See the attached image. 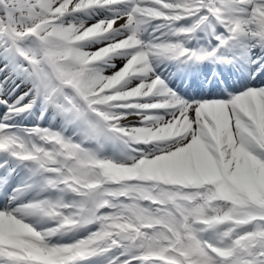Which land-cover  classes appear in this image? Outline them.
Masks as SVG:
<instances>
[{"label":"snow or ice","instance_id":"1","mask_svg":"<svg viewBox=\"0 0 264 264\" xmlns=\"http://www.w3.org/2000/svg\"><path fill=\"white\" fill-rule=\"evenodd\" d=\"M204 26L219 41L211 51L170 42ZM0 45L31 83L12 100L16 89L0 81V157L15 161H0V192L21 165L30 173L0 206V264H264V56L253 59L264 50V0H0ZM232 48L234 57L221 53ZM165 55L236 59L256 84L226 102L190 103L154 73L150 58ZM117 59L123 66L105 75ZM38 102L132 154L102 159L39 125L22 137L9 121ZM33 188L61 196L17 203ZM33 216L56 226L38 230ZM90 225L71 244L51 239Z\"/></svg>","mask_w":264,"mask_h":264},{"label":"bare ground","instance_id":"2","mask_svg":"<svg viewBox=\"0 0 264 264\" xmlns=\"http://www.w3.org/2000/svg\"><path fill=\"white\" fill-rule=\"evenodd\" d=\"M101 15L107 16V14H101ZM93 22H94V20H89V23H93ZM159 23H160V22L157 21V25H158ZM152 41H153V40H152ZM152 41H151V42H152ZM100 46H101V45L98 44V45L92 47V49H90L89 51L94 50L95 48L100 47ZM113 62L116 63L117 67H116L115 69H114V68H110L109 71H108V73H105V75H109V74L115 72L116 70H118L119 68H121V67L123 66V64H124V61H123L122 59H117V60H114ZM10 83H11V81L9 82V84H10ZM134 122H138V121H134Z\"/></svg>","mask_w":264,"mask_h":264},{"label":"rangeland","instance_id":"3","mask_svg":"<svg viewBox=\"0 0 264 264\" xmlns=\"http://www.w3.org/2000/svg\"><path fill=\"white\" fill-rule=\"evenodd\" d=\"M96 45H98V44H96ZM96 45H95V46H96ZM109 69H110V67H108V68L106 69V71H104V74H105V73H108Z\"/></svg>","mask_w":264,"mask_h":264}]
</instances>
